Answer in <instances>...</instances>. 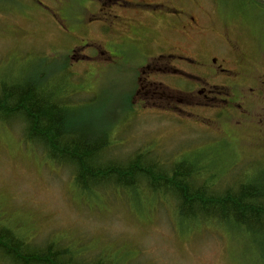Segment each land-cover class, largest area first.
<instances>
[{"label": "rangeland", "instance_id": "374dc122", "mask_svg": "<svg viewBox=\"0 0 264 264\" xmlns=\"http://www.w3.org/2000/svg\"><path fill=\"white\" fill-rule=\"evenodd\" d=\"M215 1L231 26L235 15L244 22L253 21L248 28L254 37L260 34L264 50V10L251 8L254 1L264 6V0ZM152 3L0 0V79L29 73L42 78L53 91L64 85L76 112L96 131L113 134L108 158L124 162L136 154H149L168 170L174 163H195L215 175L217 183L229 185L231 150L236 155L237 171L244 166L247 174L264 170V80L259 82V92L253 81L238 85L230 76L231 83L221 79L215 82L220 91L230 83L233 95H253L251 89H255L258 97L252 100L250 114L241 120L228 118L231 114L222 108L228 104L220 93L219 99L208 101L205 107L198 104L201 98L196 92L194 101L188 97L195 84H200L196 79L202 70L199 63H186L182 58H196L202 47H207L221 63L225 59L221 31L211 34L208 29L179 28L174 40L169 29L159 30L173 65L192 77L169 73L151 76L155 86L144 83L145 87H154V101L160 102L153 107L140 101L149 96L136 95L141 89L137 68L167 50L158 45L142 48L136 42L154 35L156 28L122 34V25L128 22L127 17L150 20L162 13L186 19L180 0L166 3V8ZM192 14L203 24L200 12ZM74 48L76 56L82 53L83 57L70 59ZM63 61L70 67L66 81L60 71ZM224 67L237 70L232 61L231 66ZM261 71L264 74V67ZM22 137L19 124L0 125V223L14 227L29 242L42 247L56 240L64 247L76 244L91 252L89 259L115 255L124 264H262L251 254L249 244L238 242L224 230L207 224L194 229L182 226L175 201L158 203L152 197L138 204V194L130 207L128 194L97 193L92 199L76 194L72 170L55 166ZM224 164L228 166H220Z\"/></svg>", "mask_w": 264, "mask_h": 264}, {"label": "trees", "instance_id": "16d2710c", "mask_svg": "<svg viewBox=\"0 0 264 264\" xmlns=\"http://www.w3.org/2000/svg\"><path fill=\"white\" fill-rule=\"evenodd\" d=\"M69 68L63 61L60 71L65 74L64 81L70 77ZM71 105L64 85L53 91L37 75L0 79V125L19 124L24 142L40 150L55 166L71 169L78 188L109 175L110 168L117 179L111 177L106 185L119 186L123 178L134 186L123 189L143 186L159 197L160 193L170 197L173 191H179L181 196L172 198L182 222L203 223L228 232L231 238L249 244L251 254L264 264V170L247 174L244 166L237 171L236 155L231 150V185L219 182L218 188L200 176L194 183L191 173L205 172L195 163H174L168 170L142 157L124 165L110 162L107 152L113 145V134L96 131ZM111 131L114 133V129ZM137 178L141 183L137 184ZM14 229L0 223V263L8 264L11 258L17 264H76L69 246H55L53 242L43 247L34 245ZM88 264L100 263L94 260Z\"/></svg>", "mask_w": 264, "mask_h": 264}, {"label": "flooded vegetation", "instance_id": "af4514ba", "mask_svg": "<svg viewBox=\"0 0 264 264\" xmlns=\"http://www.w3.org/2000/svg\"><path fill=\"white\" fill-rule=\"evenodd\" d=\"M178 1V0H177ZM175 2V0H153V3H156V6L164 7L166 8V3H172ZM182 3L183 8H185L186 13V19L182 18H174L171 15H166L164 13L157 15L156 17L147 20L143 16H135V17H127L128 22L123 26L122 34L125 32H130L136 30H143L147 28H156L157 32L154 35H149L146 38H143L142 41H136L140 47L142 48H149L155 45H158L161 49L167 50V42L163 41L160 37L159 30L162 29H169L171 32V39L177 40V33L179 28L184 30H199V31H205L209 30L210 33H216L220 32L222 33L223 37V54L225 55V59L219 63L218 58L215 56L214 51L209 50L207 47L204 48L202 52L196 57H183L182 61L186 63L194 64V62H197L201 65V76H197L198 78L196 81H199L200 84H195L194 90L191 93H188V97L190 100L194 101L196 96L194 95V92H196L198 95H200L201 102L198 104L202 107L208 106V101H211L212 103L215 102V100L219 99V96H217L218 93L220 95H224V102L227 103L226 107H222L227 110L228 116L231 114L230 117H228L230 120L234 117H237L239 120H241L244 116L249 115L251 112V108L254 105L252 103V100L254 98L258 97V94L262 88V84L260 85L259 82L261 80H264V74L261 71V68L263 66H259L261 64H264V50L261 47V43L259 42V37H254L253 33H251L250 29L248 28L253 21L246 20L245 22L241 20L238 16L235 15L232 26H231V20L225 19L221 15V12L217 10L216 5L218 4L215 0H180ZM253 6H251L252 10L255 12L259 10H264L263 3L261 1H254L252 2ZM177 12V9L174 10ZM192 11L200 12V15L204 17L203 24H200L195 16L192 14ZM212 27L213 30L210 29ZM120 31L122 30V27L119 25ZM216 30V31H215ZM119 31V32H120ZM244 33H247L248 37H245ZM212 34V33H211ZM171 45V41L170 44ZM165 50V51H166ZM179 51V50H177ZM77 50L74 48L72 50V55L70 56V59H79L81 56L83 57V54H79L76 56ZM181 52V51H180ZM184 54L185 52H181ZM85 57V56H84ZM86 59V57H85ZM226 59H229L232 61L234 66L237 68V70H233L231 68H225L224 66H231V61H226ZM227 69H231L227 70ZM138 73V83H140L141 89L136 92V95L142 94L145 97L148 98H141L140 101L144 104V106H147V104H152L153 107H156L157 104H159L160 101L155 102V91L154 87L152 90L150 88L145 87L144 83H148L149 86H155L156 81L151 77L156 74L158 75H166V74H173V75H180L183 77L191 76L190 73L185 71L182 68H178L177 66L173 65L172 59L170 57V52L168 50L166 53L159 54L156 57H153L149 59L148 61H145L144 64H141L137 68ZM141 76V78H139ZM231 76V81H235L238 85L240 82H250L253 81V83L256 84V86H259V88L251 89L253 91V95H245V94H236L233 95L232 89H231V82L229 80V77ZM219 79L226 80L230 83H227L226 85H223L224 91L218 90L219 86L215 83ZM143 85V86H142ZM225 90H228L225 91ZM250 90V89H248ZM184 97L180 98L179 100L183 99ZM244 99L239 102V99ZM171 99V98H168ZM151 100L154 101V103L151 102ZM236 102H239L238 107H235ZM167 104L165 103V106ZM229 107L231 110H229ZM211 108H214L213 105H211ZM169 109V108H168ZM219 109V108H218ZM249 113V114H248ZM240 123V121H239ZM143 158L149 162H152L157 168L160 169H167V165L164 163H157L159 160H153L150 158L149 154H136L132 157H130L127 161H124L127 163L133 162L135 158ZM108 158V154H107ZM108 161L113 163H119L123 161L115 160L108 158ZM171 167V166H170ZM109 192H112L114 194H123L130 197V200L126 203L133 204V196L140 194L141 197L137 200L138 204L143 203L144 198L151 199L154 197L155 200L158 201V203L161 200H172L175 201L172 197L163 196L160 193V197L152 192L150 189H147L145 187H140L137 189H123L120 186L114 185V184H108L103 187H99L96 189L97 193H104L108 194ZM131 207V206H130ZM82 240V239H81ZM80 240V241H81ZM56 245H59V242L53 241ZM78 243V242H77ZM76 244H70V255L73 258V261L76 264H88L94 262L93 258H88L87 255L91 254V252L88 249H85L81 246L79 248L75 247ZM104 255H98L95 257H102ZM67 257H69L67 255ZM66 258V257H65ZM93 260V261H92ZM73 261H69V263H73ZM115 264H120L118 262H115Z\"/></svg>", "mask_w": 264, "mask_h": 264}, {"label": "bare ground", "instance_id": "6f19581e", "mask_svg": "<svg viewBox=\"0 0 264 264\" xmlns=\"http://www.w3.org/2000/svg\"><path fill=\"white\" fill-rule=\"evenodd\" d=\"M119 164H126V162H119ZM108 174L110 175H106L105 177H97V178H94L92 179L91 183L88 184V185H85V187H80L78 188H74L73 191L76 192H79L81 195L83 196H86L87 199H92V198H95L93 197L95 194H96V189H98L99 187H103V186H106V182L108 181V179H110L111 177L112 178H116V174H114V172L108 168ZM193 178L192 180L194 181V183H196L197 179L196 177H201L203 180H206L207 182L209 183H212L215 185V187H218L220 188L219 185H217V182L215 180V177L207 172H198V173H191ZM120 183H119V186L121 188H130V187H134L133 185L130 186L127 182H124V179L123 178H120L119 179ZM136 182L137 184L141 183V179L137 178L136 179ZM198 183V182H197ZM77 190V191H76ZM176 196H181V192L179 191H173L171 194H170V197H176ZM97 199V198H96ZM182 226H185L186 228L188 229H194V228H197V227H202L204 226L203 223H193V224H187V222H183L181 223ZM26 238V237H25ZM238 242H241L243 243V240H237ZM29 242V241H28ZM31 243V242H30ZM33 244V243H32ZM35 245V244H34ZM40 246V245H38ZM68 247V246H66ZM8 261H6L8 264H17L13 259L11 258H8L7 259ZM94 260L97 261V263H100V264H115V262H118V263H121V264H124V261L123 260H119L117 258V256L115 255H108V256H102V257H96Z\"/></svg>", "mask_w": 264, "mask_h": 264}]
</instances>
